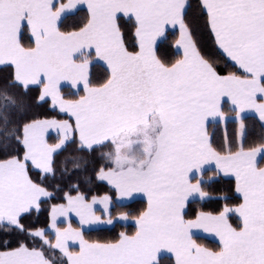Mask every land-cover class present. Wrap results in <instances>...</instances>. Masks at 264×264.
Segmentation results:
<instances>
[{
  "label": "snow or ice",
  "instance_id": "6c2138e0",
  "mask_svg": "<svg viewBox=\"0 0 264 264\" xmlns=\"http://www.w3.org/2000/svg\"><path fill=\"white\" fill-rule=\"evenodd\" d=\"M199 4L215 45L235 71L221 74L202 53L186 22L188 0H0V66H14L0 92V264H56L57 251L61 264H159L158 254L165 250L175 255V264H264V167L258 164L264 142L244 143L245 113L254 112L264 131V0ZM81 5L87 8L86 23L61 31L63 18ZM124 18L133 22L131 49ZM168 26L178 28L175 47L181 51L171 64L157 55ZM93 53L108 72L98 84L89 76ZM62 82L82 85L83 95L66 99ZM29 86L40 87L37 103L50 98L70 120H24V106L7 89ZM225 97L232 117L223 110ZM229 119L238 123L235 150L225 134L218 151L207 125ZM50 129L57 130V143H48ZM77 136L81 152L113 146L104 154L111 166L99 168L96 180L107 181L119 198L147 197L133 235L121 232L110 243L84 239V226L129 219L126 213L112 216L109 195L89 201L74 184L64 191V202L51 203L62 191L59 183H48L56 179L54 155ZM213 163L214 169L205 168ZM80 167L74 161V168ZM206 171L213 172L207 180ZM221 174L235 178L239 203L231 205L228 195L206 190ZM213 199L225 203L215 212L186 218L191 201ZM45 211L46 227L22 222L33 215L39 220ZM70 214L79 218L80 228L72 227ZM61 218L67 227L58 226ZM194 230L217 237L218 250L198 244ZM14 236L23 238L13 243ZM69 241L78 242V251L70 250Z\"/></svg>",
  "mask_w": 264,
  "mask_h": 264
},
{
  "label": "trees",
  "instance_id": "16d2710c",
  "mask_svg": "<svg viewBox=\"0 0 264 264\" xmlns=\"http://www.w3.org/2000/svg\"><path fill=\"white\" fill-rule=\"evenodd\" d=\"M190 7L186 9V22L191 27V30L194 34V39L196 40L199 48L202 53L213 60L216 64L218 71L221 74H227L230 71H235V66L231 61H227L226 57L223 56L221 50L217 48L214 43V36L212 35L210 29L206 24V15L202 11L199 0H188ZM88 13L85 9H78L72 14H68L63 18L60 23L61 31H71L74 28L82 26L87 21ZM123 30L125 33V40L128 46L131 47L134 44V27L133 22L128 21L127 18H124L122 21ZM178 37L177 31H167L166 38L163 39L157 45V55L160 59L167 63L171 64L175 62L176 59L180 58L181 53L177 52L174 44ZM23 43L28 46L31 44L29 39V33L25 32ZM107 70L100 64L94 62L91 66L90 79L93 84H98L102 82L107 77ZM12 77V71L10 67L0 68V92L9 84ZM11 93L18 103L24 106V120L31 119H66L67 115L65 113L59 112V109L53 108L50 101L45 100L43 102L37 103V97L40 95L39 89L36 87H29L27 91L19 87H9L7 89ZM62 95L68 99H76L81 93H72L67 88H62ZM3 103V100L0 99V104ZM223 110L226 115H231L230 106L227 103H223ZM15 119V117H14ZM244 123L246 126L247 134L244 140L245 146H255L262 141L261 137L264 136V131L261 130L260 123L258 118L253 115L245 116ZM238 129V123L234 120H229L227 122H213L208 126V131L210 134V139L214 148L218 151L221 150L225 143V134L230 141L233 142V150H235L237 138L236 131ZM53 136H50L49 140L54 142ZM78 145L76 142L68 143L67 146L61 150L59 153L55 154L54 161L56 167V179H49L48 183L53 185L59 183L62 191L57 193V198L52 200L51 203H61L63 201L64 191H69L71 185L79 184L80 191L91 198L93 196H100L103 194H108L115 199V192L107 184L95 179V172L104 167L107 169L111 166L110 161L106 158L104 154L112 151V146L108 143L105 145L96 148L91 152H81L78 151ZM0 158H3L0 156ZM79 158V159H78ZM74 161L79 162L81 167L79 169L74 168ZM259 166H264V159H261ZM33 179H37V172L33 171ZM204 179L207 180L208 177L213 175L212 171H206L204 174ZM91 177V182H84V177ZM206 190L211 191L214 196L219 197L221 195H228L230 200L227 201L231 205H235L240 202L239 196L235 192L234 181L231 178H224L219 176L210 186H205ZM71 195H75L76 192L73 189L70 192ZM225 203L223 200L213 199L209 201H191L186 208V218H192L195 213L199 211L206 212H215ZM48 205L45 206L47 209ZM146 209V201L142 199H136L125 204H118L113 202L111 209L112 216L118 217L120 214L126 213L129 216V219H136L141 212ZM48 215L47 211L41 214L39 220L36 217L28 216L22 222L26 227H46L48 224ZM231 222L235 226L238 223L237 217L233 216ZM136 231V225L132 222H115L113 227L95 230V231H85L84 237L90 241H99V242H115L119 239V234L121 232L126 233L127 235H133ZM48 239L53 240V237L47 233ZM17 238L23 237H13V243ZM198 243L201 245L210 248L212 250H218L219 243L210 240L206 237H196ZM56 264H61L59 259V252H56ZM159 264H175V260L171 256H160L158 258Z\"/></svg>",
  "mask_w": 264,
  "mask_h": 264
},
{
  "label": "crops",
  "instance_id": "0c3cea01",
  "mask_svg": "<svg viewBox=\"0 0 264 264\" xmlns=\"http://www.w3.org/2000/svg\"><path fill=\"white\" fill-rule=\"evenodd\" d=\"M65 2H66V0H65ZM78 9H85V10L87 11L86 5H81V6H79ZM73 13H74V12H73ZM69 14H72V13H69ZM67 15H68V14H67ZM67 15H66V16H67ZM174 30L178 32V37H177V39H178V38H179V31H178V28H175V29H174V28H172L171 26H168L167 31H174ZM29 35H30V34H29ZM162 40H163V39L158 40L157 45H158ZM174 47H175V44H174ZM175 49H176L177 52L181 53V51H180L179 49H177L176 47H175ZM94 62L100 64L101 66H103V67L107 70V66L104 64V62L97 60V59L95 58V56H94V53H93V56H92V63H91L90 66H89V76H90V72H91V66H92V64H93ZM2 67H10V69H11V71H12V74H13V72H14V66H10V65L0 66V68H2ZM29 87H36V88L39 89V92H40V87H39V86H29ZM64 87L67 88V89H69L72 93H81V95H83L82 85H81L79 88H73V87L70 85L69 82H62V84H61V90H62V88H64ZM61 94H62V92H61ZM66 99H68V98H66ZM46 100L50 101V103H51L50 98H47ZM223 103H227V104L230 106V108H231V104H230V102L228 101V98H227V97H225V98L222 100V105H223ZM57 109H58V108H57ZM65 114H66V113H65ZM66 115H67V118H66V119H69V120H70V117L68 116V114H66ZM232 115H233V114H231V115H227V116H228V117H232ZM245 116H249V115H245ZM245 116H244V117H245ZM253 116H255V115H253ZM256 117H257V116H256ZM257 118H258V117H257ZM48 119H55V118H48ZM66 119H62V120H66ZM57 120H59V119H57ZM229 120H233V119H229ZM229 120H228V121H229ZM70 122H71V121H70ZM210 123H213V122H212V121H209V123H208V125H207V131H208V126H209ZM208 134H209V131H208ZM58 135H59V134H58L57 130H55V129H50V130L48 131V133L46 134V139H47L48 143H50V144L57 143V141H58ZM50 136H53V137H54V138H53V140L55 139L54 142H52V141L49 140ZM209 137H210V134H209ZM76 143H77V145L79 146L78 136L76 137ZM108 144H110V143H108ZM110 145H111V144H110ZM111 146H112V145H111ZM60 151H61V150H59L57 153H59ZM112 151H113V146H112ZM57 153H56V154H57ZM54 156H55V155H54ZM260 160H261V158L258 157V164H259ZM261 167H264V166H261ZM205 168H206V169H207V168H212V169H214V168H215V165H214V163L211 164V165H205ZM220 176H222V177H224V178H231V179H233V181H234V187H235V178H234V177H232V176H224L223 174H221ZM101 182L107 184L110 188H112V186L109 185V184L107 183V181H101ZM193 182H195V181H193ZM112 189H113V188H112ZM113 190H114V192H115V199H113V202H114V200H115V202L118 203V204H125V203L131 202V201L136 200V199H142V200H145V201H146V208H147V197H146L144 194H142V193H136V194H134L132 197L119 198L118 195H117V193H116V191H115V189H113ZM236 194H237V193H236ZM104 195H108V194H103V195L95 196V197H97V198H101V197H103ZM237 195L239 196V194H237ZM109 196H110V195H109ZM93 197H94V196H93ZM91 198H92V197H91ZM91 198H89L88 200L91 201ZM112 206H113V205H112ZM95 207L98 209L97 214L103 216L102 212L99 211V209H101L102 206L98 204V205H96ZM186 208H187V207H186ZM185 210H186V209H185ZM103 218H104V219H107L106 216L103 217ZM69 222L72 224V227H73V228H80L79 218L76 217L75 214H70V216H69ZM115 222H125V223L132 222V223L135 224V219H134V220H132V219H128L127 221L114 220V223L111 224V225H109V224H97V225H91V226H84L82 230H83V233H84L85 231L103 230V229H107V228H111V227H113V225L115 224ZM48 223H50V221H48ZM58 226L61 227V228H64V227H67V223H66V222H63V218H61V220L58 221ZM194 232L196 233V235L194 236V239H195L196 237H206V238H208V239H210V240H213V241L219 243L218 238L215 237L213 234L206 233V232H204L203 230H194ZM48 233L53 237L52 242L54 243V242H55L54 234L51 232V230H49ZM47 238H48V236H47ZM84 239L87 240L85 237H84ZM87 241H88V242H99V241H90V240H87ZM196 242H197V241H196ZM100 243H110V242H100ZM197 243H198V242H197ZM198 244H200V243H198ZM200 245H201V244H200ZM202 246H203V245H202ZM204 247H205V246H204ZM69 248H70L71 251H78V249H79V244H78V242L74 244L73 242L69 241ZM209 249H210V248H209ZM57 252H58V251H57ZM164 255L171 256V257H173L174 260H175V255H174L173 253L167 252L166 250H165V251H162L161 253H159V254H158V258H159L160 256H164Z\"/></svg>",
  "mask_w": 264,
  "mask_h": 264
},
{
  "label": "rangeland",
  "instance_id": "374dc122",
  "mask_svg": "<svg viewBox=\"0 0 264 264\" xmlns=\"http://www.w3.org/2000/svg\"><path fill=\"white\" fill-rule=\"evenodd\" d=\"M245 115H255L256 116V114L254 112H247V113L244 114V116Z\"/></svg>",
  "mask_w": 264,
  "mask_h": 264
}]
</instances>
